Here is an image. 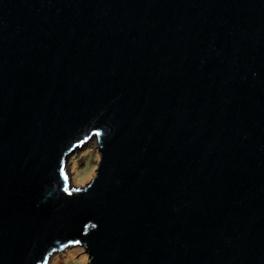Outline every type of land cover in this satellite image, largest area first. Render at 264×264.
<instances>
[{"label":"water","instance_id":"1","mask_svg":"<svg viewBox=\"0 0 264 264\" xmlns=\"http://www.w3.org/2000/svg\"><path fill=\"white\" fill-rule=\"evenodd\" d=\"M76 246L264 264V0H0V264Z\"/></svg>","mask_w":264,"mask_h":264},{"label":"rangeland","instance_id":"2","mask_svg":"<svg viewBox=\"0 0 264 264\" xmlns=\"http://www.w3.org/2000/svg\"><path fill=\"white\" fill-rule=\"evenodd\" d=\"M96 140L93 139L84 144L69 157L66 166L67 175L70 178L71 187L82 188L96 176L100 161V154L96 148ZM84 252V253H83ZM89 257L83 247H71L61 254L56 253L50 258L48 264H88Z\"/></svg>","mask_w":264,"mask_h":264},{"label":"bare ground","instance_id":"3","mask_svg":"<svg viewBox=\"0 0 264 264\" xmlns=\"http://www.w3.org/2000/svg\"><path fill=\"white\" fill-rule=\"evenodd\" d=\"M76 152V151H75Z\"/></svg>","mask_w":264,"mask_h":264}]
</instances>
